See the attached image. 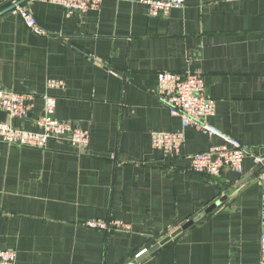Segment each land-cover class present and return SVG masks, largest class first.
I'll return each mask as SVG.
<instances>
[{
	"label": "crops",
	"instance_id": "1",
	"mask_svg": "<svg viewBox=\"0 0 264 264\" xmlns=\"http://www.w3.org/2000/svg\"><path fill=\"white\" fill-rule=\"evenodd\" d=\"M21 6L48 33L33 32L15 10L0 15V88L37 95L31 119L15 124L38 131L48 92L56 117L91 137L84 153L60 138L44 149L0 139V247L16 250V264H264L263 187L252 158L244 173L215 177L192 171L186 155L221 137L188 127L179 155L152 145L153 132L183 129L161 101L158 74L197 72L216 100L210 123L262 153L264 0H185L159 16L123 0L85 15L44 0ZM50 79L65 87L48 88ZM0 120L10 118L0 111Z\"/></svg>",
	"mask_w": 264,
	"mask_h": 264
},
{
	"label": "built area",
	"instance_id": "2",
	"mask_svg": "<svg viewBox=\"0 0 264 264\" xmlns=\"http://www.w3.org/2000/svg\"><path fill=\"white\" fill-rule=\"evenodd\" d=\"M57 3L68 10L87 14L101 7L103 0H44ZM142 2L149 6L152 16L167 15L174 8L181 7L185 0H123ZM16 13L25 20L30 29L38 34H47L30 9L24 6L14 8ZM50 89H61L65 82L50 79L47 82ZM158 94L161 101L169 107L170 113L181 118L183 129L180 131H157L152 133V145L162 150L165 155H179L185 140V128L196 127L208 135L221 137L220 144H215L205 152L188 153L190 169L194 172L206 173L219 177L223 170L230 168L244 173V160L251 157L263 187V243H264V148L258 153L244 146L238 139L224 134L210 123V118L216 113V100L206 93V83L203 75L197 72L175 73L162 71L158 74ZM37 95L28 92H18L12 89L0 88V111L8 114L10 120H0V139L9 145L44 149L51 139L66 140L80 153L87 151L90 144V130L72 121H63L56 117L57 98L51 93H43V111L35 118L38 131L28 130L15 124V120H30L35 107ZM87 225L101 229L113 227L127 229L128 225L120 222L91 220ZM147 250L140 251L136 257ZM17 252L14 249L0 247V264H16Z\"/></svg>",
	"mask_w": 264,
	"mask_h": 264
},
{
	"label": "water",
	"instance_id": "3",
	"mask_svg": "<svg viewBox=\"0 0 264 264\" xmlns=\"http://www.w3.org/2000/svg\"><path fill=\"white\" fill-rule=\"evenodd\" d=\"M26 1H28V0H7V1H5L4 4H9V6L7 7V9L0 11V15H2L4 12H6L8 10H13L17 6L23 5ZM1 6L2 5H0V7ZM214 206L215 205L209 207L205 212L210 211L212 208H214ZM201 217H202V214L197 216L195 219H192V220L184 223L180 228H178L175 231H173L169 236L165 237L158 244H156L154 247H152L150 249V251H146V252L142 253L140 256H138L137 257V261L143 259L147 254L157 250L160 246L164 245L165 243L170 241L172 238L178 236L181 232H183L184 230L188 229L195 221H197Z\"/></svg>",
	"mask_w": 264,
	"mask_h": 264
}]
</instances>
